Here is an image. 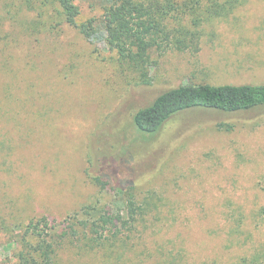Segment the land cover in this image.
Listing matches in <instances>:
<instances>
[{"label": "rangeland", "instance_id": "rangeland-1", "mask_svg": "<svg viewBox=\"0 0 264 264\" xmlns=\"http://www.w3.org/2000/svg\"><path fill=\"white\" fill-rule=\"evenodd\" d=\"M74 1L79 24L96 18L93 38L65 21L58 0H0V264L14 263L31 220L48 216L60 231L86 205L117 208L90 173L101 156L126 152L115 168L146 201L145 219L125 242L62 250L58 262L234 264L264 250V106L189 109L151 134L134 124L181 84L264 83V0L206 24L197 53L155 52L149 84L106 44L102 1Z\"/></svg>", "mask_w": 264, "mask_h": 264}, {"label": "trees", "instance_id": "trees-1", "mask_svg": "<svg viewBox=\"0 0 264 264\" xmlns=\"http://www.w3.org/2000/svg\"><path fill=\"white\" fill-rule=\"evenodd\" d=\"M104 13L102 24L109 49L124 60L135 64L151 83V68L158 64L152 55L176 49L197 53L201 50L204 27L217 19L230 17L247 0H101ZM65 21L79 26L87 37L97 33L96 18L79 24L81 13L74 0H58ZM146 78V79H145ZM264 106V83L211 84L185 83L160 93L151 104L134 114V124L142 132L156 133L176 114L194 108L238 112ZM218 127L233 130L231 123L219 122ZM121 159L115 155L98 158V169L90 178L101 189L115 193L117 208L106 207L95 214L96 206L67 214L60 231L48 216L31 220L21 239H14L13 264H61L59 251L79 248L99 249L113 242H125L150 208L136 193L132 179L119 176L117 162L129 163V153ZM147 206V207H146ZM87 217L83 218V214ZM111 234V238L107 234ZM128 234V235H127ZM10 240L8 242L11 243ZM12 245V246H13ZM234 264H264V250L242 257Z\"/></svg>", "mask_w": 264, "mask_h": 264}]
</instances>
